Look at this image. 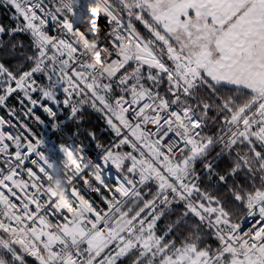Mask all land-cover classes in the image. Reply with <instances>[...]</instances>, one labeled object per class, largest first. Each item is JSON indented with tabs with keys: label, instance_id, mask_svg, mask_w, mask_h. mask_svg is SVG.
I'll return each instance as SVG.
<instances>
[{
	"label": "snow or ice",
	"instance_id": "1",
	"mask_svg": "<svg viewBox=\"0 0 264 264\" xmlns=\"http://www.w3.org/2000/svg\"><path fill=\"white\" fill-rule=\"evenodd\" d=\"M96 2L99 12L88 0H0L16 21L0 26V52L17 54L24 45L12 37L26 33L34 53H19L32 63L27 71L23 62L15 70L0 62V107L19 92L24 117L45 125L39 108L54 133L65 132L66 109L77 125L56 145L24 122V131L5 132L15 125L0 117V264H264V0ZM89 13L111 25L99 31L95 60L94 38L79 27ZM50 24L63 38L49 34ZM86 108L120 138L117 149L132 151L88 157L74 138ZM68 156L82 168L67 165ZM198 165L219 194L201 187ZM56 177L71 211L53 191ZM149 183L155 192L142 191Z\"/></svg>",
	"mask_w": 264,
	"mask_h": 264
},
{
	"label": "trees",
	"instance_id": "2",
	"mask_svg": "<svg viewBox=\"0 0 264 264\" xmlns=\"http://www.w3.org/2000/svg\"><path fill=\"white\" fill-rule=\"evenodd\" d=\"M10 15L11 14L8 12V10H6L3 6H0V26H4L6 29L16 26L15 22L12 21ZM125 16H126V14H125ZM126 19H127V17H126ZM135 27L137 28L136 25H135ZM138 31H140V30H138ZM2 39L7 41L9 38L7 35H5L4 37H2ZM12 40L23 42L24 48H17L16 49L17 54H15V55L7 54V49H5L4 51L0 52V62L5 63V65L12 70L17 69L19 64L21 62H23V68L21 70L22 71L29 70L32 67V63L29 61H24L23 58L19 55V53L26 52L29 55L34 54L33 49L31 47V42L26 38V36L23 33H16L12 37ZM122 72H121V74H122ZM118 75H120V74H118ZM38 82L39 83L43 82V84L45 86L48 85V80L46 79V77L43 74H40L38 76ZM117 95H119L118 91H116V95L114 94V96H117ZM59 96H62V95L59 94ZM66 114H67V110H66ZM66 114L65 115L62 114L61 118H59V119L60 120L65 119ZM83 116H84L83 122L79 125L80 135L78 137H75V138H77L83 144V146H85L86 149H88L89 151H91L93 153H97V152L101 151L103 148H105L111 142V140L114 136V133L111 131V129H109L107 127V125L104 122V120L102 119V117L97 112L91 110L90 108L85 109ZM64 123L67 124V126H68L65 130L67 133L74 132L77 128V125L75 123H70L68 121H66ZM215 130H216L215 128L212 129V131H215ZM89 131L95 133V136H96L95 140L90 139V137L87 135V132H89ZM49 132H50V130H49ZM50 134L57 141H64L66 139L65 137L62 136V134L60 132H57V133L51 132ZM97 144L101 145V147H97ZM217 151H219V148L214 149L213 152L210 154L209 158L212 159L215 156V153ZM227 163L228 162L226 159H222V160L218 161L217 162V171L223 172L226 168ZM198 171L200 172V174L202 176L201 187L203 189H207V190L211 191L212 194H214V195L219 194L213 187V185L215 184V178H213L212 181H208L207 178L203 174L202 167L199 165H198ZM149 189H151L152 192H155V190H156L155 184L149 183L147 185V187H145L143 189V192L147 193L149 191ZM223 191H224L223 186H221L220 192H223ZM145 198L150 199L151 196L149 195V196H146ZM174 208L177 211H180V210H182V205H174ZM171 218L172 219L175 218V213L172 215ZM165 223H166V221L162 218L161 221H159V223H158V227L162 229ZM208 242L213 243V245L215 246L214 241L209 240Z\"/></svg>",
	"mask_w": 264,
	"mask_h": 264
},
{
	"label": "built area",
	"instance_id": "3",
	"mask_svg": "<svg viewBox=\"0 0 264 264\" xmlns=\"http://www.w3.org/2000/svg\"><path fill=\"white\" fill-rule=\"evenodd\" d=\"M46 2H47V0H46ZM91 2H92V0L88 1V3H91ZM96 11L98 12V10H96ZM101 16H102L101 18L100 17L97 18V25H98V27H99L101 32L107 34V33H109L111 31V25L109 24L108 19L103 16V14H101ZM103 19H104V21H103ZM125 20H126V18H125ZM90 21H91V14L89 13L86 17L83 18V21L79 25V27H80L81 31H84L86 34H89L90 38H95V35L92 32L89 31V29L91 27ZM21 23H23V21ZM47 31L52 36H57V37L63 38L62 35H61L60 30L55 28L54 25L50 24L48 26ZM23 34L28 36V38H30V40H31L30 35H28L26 33H23ZM105 44L109 48V50H111V38L106 40ZM102 56H103V53H102ZM111 58L112 59H116L115 55H113ZM122 71H124V70H121V72ZM22 95L23 94L19 93V92L13 94L12 97L7 99L6 106L0 107V117L5 119L6 121H11V124L15 125V127H11L8 124H6V125L3 126V131L11 132L13 134H16L18 131L22 132L24 130L22 128H20V123L24 122V123H27V125L32 129V131L34 133H36L38 135V137L42 136L46 140L50 141V143H52V144H56V145H58L60 143H65L66 144L69 141V139H71V137L66 138L64 141H57L54 137H52L50 132H49L51 121L47 120L46 114H44L41 109L37 108L36 112H37V115H40L42 119L46 120V124L45 125H39L37 122L34 121V119H32L30 117H27V118L24 117L21 105L19 103V100L17 99V97H22ZM25 103H27V101H25ZM10 109H14L15 110V115H9V110ZM148 129L152 130L153 126L152 125H148ZM25 135H27V133H25ZM169 135L172 136V134H169ZM119 139L120 138L116 137L115 134H114L111 142L103 149L110 148L113 152L116 151L117 148L115 147V145L119 143ZM77 143L80 144L79 142H77ZM122 146L123 145H121L120 147H122ZM102 150L97 152V153H93V152H91V151H89L88 149L85 148L86 155L88 157L92 158L93 160H97V162H99V160H100ZM33 158H35V157H33ZM28 166H31V165H28ZM112 173H113V175L117 174L115 169H112ZM130 178H132V177H130ZM143 189H142V191H143ZM85 191L87 192V198L95 201V204L98 207L106 208V205L101 201V199L98 197V195L96 193H93V192H91L90 190H87V189ZM249 226H250V222H246L244 224V228L245 229H247V227H249Z\"/></svg>",
	"mask_w": 264,
	"mask_h": 264
},
{
	"label": "clouds",
	"instance_id": "4",
	"mask_svg": "<svg viewBox=\"0 0 264 264\" xmlns=\"http://www.w3.org/2000/svg\"><path fill=\"white\" fill-rule=\"evenodd\" d=\"M88 7H89L90 11L92 9H96V10H98V12L100 11V4L97 3L96 0H92V2L89 3ZM90 23H91V27H90L89 31H91L95 35V38L93 39V41L89 45V54H90V56H92L93 60H95L96 53L98 51V49L95 47V45L99 40L100 29L96 23V17L95 16H91ZM65 163L67 165L75 167L78 170H80L82 168L81 163L74 156H68L65 160ZM92 175L94 176V178L97 180L98 183L103 184V180L101 179V177L98 173L93 172ZM65 176H67V173H65ZM52 185H53V191L57 194V197L59 198V203L62 206L68 207L69 211H71V207H70L71 201L68 199L67 189L63 185L62 178L56 177L52 181Z\"/></svg>",
	"mask_w": 264,
	"mask_h": 264
},
{
	"label": "rangeland",
	"instance_id": "5",
	"mask_svg": "<svg viewBox=\"0 0 264 264\" xmlns=\"http://www.w3.org/2000/svg\"><path fill=\"white\" fill-rule=\"evenodd\" d=\"M89 1V0H88ZM5 8V7H4ZM6 9V8H5ZM6 10H8V12L11 14L10 16H11V19H12V21H14L15 22V24H16V21L12 18V14H13V11L14 10H9V9H6ZM102 16H100V18H101ZM125 18H126V16H125ZM103 21H104V19H103ZM21 22H22V20H21ZM133 23L137 26V28H138V30H140L141 31V33L145 36V37H147L148 36V33H147V31L143 28V25L142 24H140L138 21H135V20H133ZM25 35V34H24ZM26 36V35H25ZM26 38L31 42V40H30V38H28V36H26ZM41 73H38V74H36L35 75V79H36V81H37V83L39 84V85H43V86H45L44 84H43V82H41V83H39L38 82V76L40 75ZM46 87V86H45ZM15 94V93H14ZM60 95H62V96H59V98L61 99V100H63V93L62 92H60L59 93ZM114 94L116 95V91L112 94L113 96H114ZM10 97H12V96H10ZM9 97V98H10ZM33 98L34 99H39V93H34L33 94ZM63 114L65 115L66 114V109L63 111ZM100 116H101V114L100 113H98ZM61 116H62V114H61ZM61 116L59 117V118H61ZM61 120H63L64 122H66L67 120L66 119H61ZM50 133L51 132H53V130L51 129V127H50ZM61 134H62V136L63 137H65V138H68V137H71V138H73L70 134H66L67 132L65 131V132H60ZM75 138V137H74ZM75 140L77 141V142H79L80 144H81V142L77 139V138H75ZM85 147V146H84ZM117 151H119L120 153H125V152H131L132 151V148L129 146V145H123L122 147H120L119 149H117L116 151H114V152H117ZM135 155H138V153H134ZM209 159H211V158H209ZM159 223V222H158ZM28 263L29 264H36V262L34 261V258H32V257H28Z\"/></svg>",
	"mask_w": 264,
	"mask_h": 264
}]
</instances>
